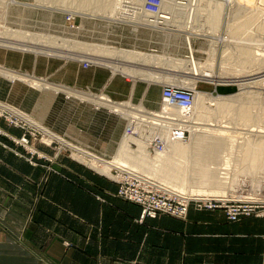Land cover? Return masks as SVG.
<instances>
[{
	"label": "crops",
	"instance_id": "1",
	"mask_svg": "<svg viewBox=\"0 0 264 264\" xmlns=\"http://www.w3.org/2000/svg\"><path fill=\"white\" fill-rule=\"evenodd\" d=\"M60 60L0 47L1 68L114 102L160 106V88L124 79L103 65ZM10 80L0 74V102L31 107L40 125L94 155L111 154L121 135L118 118L87 101H61L52 89ZM12 156L0 147V201L2 190H10L2 177L22 183L20 174L37 179L43 173ZM62 163L76 184L51 175L41 195L31 186L32 198L0 205V264H264V219L229 222L222 211L190 207L185 221L160 216L139 222L140 208L114 197V183L67 159Z\"/></svg>",
	"mask_w": 264,
	"mask_h": 264
},
{
	"label": "rangeland",
	"instance_id": "2",
	"mask_svg": "<svg viewBox=\"0 0 264 264\" xmlns=\"http://www.w3.org/2000/svg\"><path fill=\"white\" fill-rule=\"evenodd\" d=\"M138 1L139 0H121V3L129 6L139 7L138 5H136L139 4ZM201 1L196 0L197 18L195 17L196 18L195 25H196V31L199 29H201L202 31L200 32L201 35L196 36V38L192 40V46L196 50V52L194 53L195 55L194 58L196 57L195 60L197 62H200L203 65L206 62L213 61V65H214L213 68L215 69L216 72H219L221 70V67L222 70L227 71L228 68H230L231 66H235L236 62H240L244 58V55H246V51L253 53V51L259 50L258 48H261L264 51V48L262 47L264 46L263 45L264 44V5H260L259 0H201ZM115 3H117V0L116 2L115 0H0V39L2 36L1 34H3L2 38L6 39L8 37L7 35L11 31L28 32L29 34H33L32 36H38L40 38L39 39L40 41L39 40H36L34 42L28 41L29 43H33V44L39 43V46L42 47L44 46L48 49H52L60 52L67 51L70 52L71 54L72 53L76 54V55L72 54L71 58L54 57L41 53H37L38 55L47 58L61 59L60 61L73 59L72 61L82 63L83 67L85 68L89 66L101 65L97 61H95V59L101 58L100 56H102V54L100 51L102 50L104 51L105 49L111 47L116 49L137 50L142 53L153 54L154 56L153 62L150 61L144 62L140 60L129 61L121 57H114L113 60H118L121 64H123V62L124 64L126 63L125 65L123 64L122 66H126V68L130 70V72L128 74H122L117 72V74L123 77L124 79L135 80V81H140L141 83L144 84H149V86L151 85L152 89L160 88V92H159L160 106L154 110V111H158V110L160 111L161 109H163L162 108L163 103L161 100L162 87L164 85L166 86L170 84L177 85L176 83H180V85L177 86L180 87L184 86L183 83L181 84V81L183 79L182 76L183 73L181 74L182 72L180 68L181 66L178 63L180 59L182 61L183 60L187 61L189 57L188 50L185 46V33L181 31H168L166 29L163 30L162 28L164 27H161V29H159L156 27H146L144 25L141 26V24H136L134 22H130L129 20L128 21L122 20L118 18L117 11L116 9H114L116 8ZM163 6L164 5H162V12H163ZM248 11L249 13L252 11L251 13H253V16L255 15L254 16L255 19L252 17V14L251 15L247 14ZM215 12L216 14L217 13L218 14L216 15ZM256 12L258 16L255 14ZM67 15H71L74 17V22L72 23L73 27H71V25L66 22ZM246 15H249L248 18L252 17L254 20L251 18L248 20ZM178 16L179 15H177L176 16L177 18L176 17L175 18L176 20L179 19L180 21H178L177 24H175V26H179V25L182 26L185 23V18L183 17V15H181L183 19L180 18V16L178 18ZM176 28L178 29V27ZM6 30L8 32H6ZM211 30L213 31L211 32ZM34 38L37 39V37ZM247 38L249 40L252 38V40H250L251 42L247 40ZM244 39L245 41H243ZM16 40L18 43L25 42L26 44H28L26 40L25 41H19L21 39H16ZM259 42L262 44H260ZM255 45H257L258 48L255 47ZM258 45H260L261 47ZM251 46H253L252 49ZM83 47H93L96 50L91 52L89 51L86 52L82 50ZM4 48H8V47H4ZM15 50H19V49H15ZM224 50L227 51L225 52ZM238 55H241L240 56L241 58L238 57ZM93 56L95 57V59ZM105 58L107 59V57ZM236 58L238 59V61ZM83 62L84 63L86 62L85 65L83 64ZM224 62H226V65L229 64V66L227 65L228 68L224 64ZM170 64H172L173 66L175 65L178 68L174 66L176 68L175 69ZM232 68H230L228 71H231ZM8 71H12V70H8ZM12 72L15 73V71ZM18 74H23V73H18ZM150 74H153V76L156 78L155 79L152 78L153 80H149L148 82L146 81L147 78L145 76ZM41 80L46 81V79L45 80L41 79ZM23 83L30 89H39L32 85L31 86L28 85L26 82ZM57 86H62V85H57ZM186 87H188V85H186ZM252 87L254 88H250L248 89V91L258 92V95L249 99L252 101H248L247 99H245L243 103L241 102L243 107L248 106L247 108H249L250 110L249 114H252L250 122L248 124L246 123L247 125H249L250 123L252 125L254 123L253 124L254 126H252L253 129H251L252 127L250 128L248 126L250 130H254V128H256L257 125H260L261 127H263L264 125V111H263L264 90H262L260 86L259 87L252 86ZM196 90L207 93L210 95V97H216L217 95L238 96V95H243L242 92H244L240 90V88L237 85L234 84L214 85L207 82H199L196 86ZM69 91H70L69 95L65 94L64 92H59L61 93L60 94L61 101L69 98H73L78 101H84V102L87 101L94 107V109L104 111L106 114L107 113L111 114L114 117L118 118L120 121L121 135L116 140V143L113 149L111 150V154L109 156L98 155V157L111 161L112 158L118 153L122 142L125 140L124 138H128L129 135L130 137H133L135 140H138L137 142H142V143L144 142L148 145V146L146 145L147 148H146L145 156H148V161L150 160L152 162H155L156 152L160 150L159 149H155L157 151L153 150L152 147L153 144L152 142H150L152 141L151 140L152 137L149 140L148 138H146L147 136L144 135L146 134V132L144 133V131H147V129L151 131L150 126L146 125V122H149L148 120H146L144 117H143L144 119H142V117L140 119V118H136L135 116L133 117L132 115H129L127 117L122 114L112 112L104 106L98 105V103H96L95 100H99L101 98V95L97 93H92L88 91H78V90H72V91L69 90ZM155 95L152 97L156 98L157 96ZM127 102H130V104L133 105V107L130 106V108L136 109L139 105L145 107L140 103H135L131 101H124V102L115 101L114 103L122 104ZM0 103L18 110L21 114H24L25 116H29L32 120L35 121V119H33V116L30 115L31 107L27 108L26 109L27 111H24L20 108H17L16 105H13L12 103H6L2 101ZM249 105L251 106V108ZM239 108L240 106L238 104L237 106L234 107L231 106L229 108L230 110L226 113L218 112L216 114L214 113L215 115L211 113L212 115L210 116H212L211 117L212 119H210V116L209 117L207 116V112H206L203 116L204 123L205 121L211 122L210 120L212 121L216 120L215 122H217V124L221 123L222 126H225L226 123H231V124L235 123L234 125H236V128L240 129L238 131L248 133L246 135L245 134L238 135L232 139L227 136V139L229 141L227 139L226 140L229 143H231L230 141H232L233 139L235 141V138H241L242 136L251 135L249 138L256 136L255 132L254 134L249 135L250 131L247 130L244 131V129H247L248 127L247 126L246 128L243 127L245 122L243 123L242 121H240L238 117L240 110ZM3 110L0 109V147L3 149H9V152L13 155L12 157H14V159H20L21 161H23L24 163L28 164L31 167L40 168L43 170V173H41V175L37 179H34L33 177L28 176L26 174H20V177H22V183H16L10 178L2 177V180L5 182V184H8L10 187V190H2L1 193L3 194L2 195L3 197L0 201V205L4 206L5 208H7L9 203L11 201H14L16 197L32 198L33 194L31 190V186H35L41 195L45 187L47 186L48 180L51 177V175H56L57 177H60L63 180L76 184L75 180L69 177L64 172L67 170V168L65 167V164L62 163L63 159L64 160L67 159L69 162L73 164L83 166L86 169H89V171L95 173L96 175L103 177L105 180L114 183L116 185V190L113 193V196L121 200L122 198L120 197L119 190L122 184L124 183L123 181H128L129 183L135 182L133 180L134 178L132 179L131 175H129V173L127 172L121 173V171L115 169L111 171L112 177L107 174L99 172L96 168L92 167L90 163L85 162V160L88 161V158L86 156H84L86 158L85 160H81L82 154L76 149L74 148L72 149L71 147H69V145L67 146L66 142L67 143L69 142L73 146L79 147L76 144H73L69 140H67L63 135L57 134L55 132L51 134L50 129H47L45 127L48 130L47 131L45 129L39 128L37 126L38 123L36 125L31 123L29 124L28 121L23 120L12 113H9L6 110L4 111ZM148 110H152V109H148ZM149 113L152 112H148L147 116L152 117V115ZM204 117L206 118V120ZM153 132L155 133L157 132L158 134L160 133L157 130L152 129V133ZM161 135L163 136V134ZM153 141L159 143V139L157 138ZM221 143L222 141H220V145L218 143L217 146L216 145L210 146L211 149L214 146L213 150L211 149L206 150V148L202 145L200 147L201 151L200 149H198L199 152L196 151V155L194 156L193 154L191 155L192 157H194L193 159H195L196 156L195 161L196 164L198 163L196 165V175H200L205 172L204 169L208 167L207 165L208 162L216 161L217 163L211 165L210 168H212V166L213 168L215 167L214 168L215 174L218 176L219 179L222 178H223L222 180L226 179L224 180V183L228 185L227 187H225L228 195L227 201L232 202L234 204H241L240 202L242 201L257 204L259 206L256 212L264 211V164L263 162H260L261 160H263L262 158L263 155L260 156L261 160H259L258 163H256L255 165L249 164V166H247L246 163L242 164V162L240 161L245 156V155L244 156L240 155L239 153L240 149L238 150L236 147L235 148L233 147L234 150L231 148L230 150L227 151V145L225 144V141H223L222 145ZM224 144L226 145V148ZM137 147L138 145L136 144L133 145L130 144L129 148L135 152L137 150ZM82 148L83 150L91 152V154L93 152L92 150L90 151V149L88 148H84V147ZM221 148L223 151L221 150ZM203 151H205L204 152L205 155ZM208 151L212 156L209 154ZM199 153L201 155H199ZM206 154L208 155L206 156ZM191 156H188L189 158L186 157L187 163L191 162V160L189 161ZM202 157L204 160L202 159ZM225 158L231 160V164L229 166L230 168L226 166V168L224 169L225 166L222 165L221 160ZM186 161L184 164H187ZM200 162L201 164L202 162L206 163L205 166H203L204 163L203 165H200ZM190 164L189 166H191ZM168 165H166V168ZM189 166L186 168L187 170L185 169H184L185 171L183 170L184 173L186 172L188 177L193 175V172H190L191 169H189L190 168ZM169 168H173L171 167V164L168 166V169ZM222 168L224 170H222ZM148 169H151L149 165L143 166V170H145L146 172H150ZM187 172L190 175H188ZM117 173H119L120 175ZM224 173L226 176L224 175ZM220 174L221 175L223 174L224 176L222 175L221 177ZM197 178L198 176L196 177V179ZM231 181L234 182L232 183ZM253 182L256 183L258 182V184L263 183L262 186L263 188L253 187L252 186ZM230 183L235 185L230 186L229 185ZM149 188H152L153 191H155L156 193L160 194L163 197H167L166 195H169L168 193L158 188L155 187L153 188L151 186ZM219 195H216V197L213 196L214 199L222 200V195L221 194ZM171 198L173 200L169 198L170 201H177V199L179 200V198L175 196H171ZM191 200H195V199H191ZM134 205L138 206L137 204ZM138 207L140 208V218L138 221L142 222L144 219L149 218L146 216H142V208L140 206ZM190 207H193L197 211L219 210L222 211L225 215V210L221 208H217L213 210L202 208L201 210H199V208L194 204V202H191L189 204L187 209V215ZM160 216H167L179 221H185L187 218L186 216L185 219L182 220L179 218L169 216L167 214H158L155 218H150V219H156ZM250 217L264 219V216H257L252 214L249 216H242L239 218V220ZM237 221H229V222H237Z\"/></svg>",
	"mask_w": 264,
	"mask_h": 264
},
{
	"label": "bare ground",
	"instance_id": "3",
	"mask_svg": "<svg viewBox=\"0 0 264 264\" xmlns=\"http://www.w3.org/2000/svg\"><path fill=\"white\" fill-rule=\"evenodd\" d=\"M145 1L146 0H139L138 1L139 4H136L139 7H136V6H129V5L122 4L121 0H117V3H115L116 8H114V9H116V11H117L118 18L125 20V21L129 20L130 22H134L136 24H142L147 18V15H145L142 12V8H143ZM161 1H162V5H164L163 6V12H161L162 17L158 16L154 20V22L157 24L153 27H156L159 29H161V27H164V28H162L163 30L166 29L168 31H181V32L185 33V46L188 50L189 57H188L187 61L186 60L182 61L180 59L179 63L178 62L177 63L181 66L180 67L182 70L181 74L183 73L182 74L183 79L181 81V84L183 83V85L192 86L191 88H193L195 90L191 108L187 111L184 109L182 110V109H178V108L173 107V106L166 105L164 103L163 107H162L163 109L160 108L161 109L160 111L159 110L158 111L148 110L146 107H143L140 105L138 107L136 106L137 108L135 109V108H130V106L133 107V105L130 104V102L117 104V103L112 102L111 99L106 95H101V98L99 100H95V102L98 103V105H101V106L108 108L112 112H116V113L122 114V115L127 116V117L129 115H132L133 117L135 116L136 118H140V119L142 117V119L145 118L146 120H151L154 124H157V123L160 124L161 121L159 118H161V117H168L171 120L174 119L177 121L183 120L184 123H182L181 126H185L187 128L186 130L189 133L188 139L185 142H179V141H173L172 142V141H170V139L167 138L168 141L166 142V146L162 150L156 152L155 162H152L150 160L148 161V156H145L146 148L148 145L144 142L143 143L137 142L138 140H135L133 137H130L129 135H128V138H124L125 140L122 142L118 153L112 158L111 161L105 160L101 157L94 155L93 153L91 154V152H88V151L83 150L79 147L73 146L69 142L68 143L66 142V144H67V146L69 145V147H71L72 149L73 148L76 149L77 151H79L82 154V155L80 154L81 160H85L86 158L84 156H86L88 158V161L85 160V162L90 163L91 166L96 168L99 172L107 174L109 176H111V171L116 169V170L121 171V173L127 172L131 176H138L145 183L150 184V185L154 186L155 188H158V189L168 193L170 196H175L179 199L215 200L213 196L216 197V195L221 194L222 200L227 201L228 195H227L225 187H227L228 185H226V183H224V180H226V179H224V180H222L223 178L219 179L218 176L215 174V170H214L215 167L213 168V166H212L213 169L210 168L211 165H213L217 162L216 161L208 162V164H207L208 167H206L207 169L205 167L204 168L206 170L204 168H202V169H204L205 172L203 174L196 175V165L198 163L196 164V161H195L196 156H195V159H193L194 157H192L191 155L192 154H193V156L196 155V151L199 152L198 149H200V151H201L200 147L202 145L206 148V150L207 149L209 150V149H211L210 146H212V145L217 146L218 143L220 145V141H222V143H223V141H225V144L227 145V151L230 150L231 148L233 149V147L234 148L236 147L238 150L240 149L239 150L240 155H242V156L245 155L243 157V159L240 160L242 162V164L246 163L247 166H249V164L255 165L256 163L259 162V160H261L260 156H262V155H263L262 158L264 160V125H263V127H261L260 125H257L256 128H254V130H250V128L252 126H254L253 125L254 123L252 125H251V123L249 125H247V124L250 122L252 114H249L250 110H249V108H247L248 106L246 104L245 105L247 107H243V105L241 104V102L243 103V101L245 99H247L248 101H252L249 99L258 95V92L248 91V89L254 88L252 86L264 87V59H262V58H264V51L261 48H258L257 45H255V47H257L259 50H257V51L255 50V51H253V53L246 51V55H244L245 54V52H244V54H243L244 58L242 60L239 59V60H241L240 62H236V65L234 64L235 66L230 65L231 66L230 68L233 67L231 71H228L230 68H228L229 64H227L228 66L226 65V62H227V60H226V62H224V64L228 68L227 71L222 70V67H221V70L219 72H216L215 69L213 68L214 67L213 61L206 62L205 64L202 65L200 62H197L195 60L196 57L194 58V56H195L194 53L196 52V50L192 46V40L194 38H196V36L201 35L200 32L202 31L201 29L196 31V25H195L196 18H197L196 17V14H197L196 13V11H197L196 10L197 9L196 0H179V1L178 0H161ZM199 1H201V0H199ZM115 2H116V0H115ZM259 3H260V5H264V0H259ZM88 6H89V4H88ZM161 9H162V6H161ZM251 12L249 13V11H248L247 14H250V15L252 14V17L254 18L255 15L253 16V13H251ZM215 14H216V12H215ZM255 14L258 16L257 12ZM177 15H179L180 18H182L181 15H183V17L185 18V23L183 22L184 24L182 26H180V25L175 26V24H177V22L180 21L179 19L176 20ZM179 16H178V18H179ZM246 16L248 18L249 15H246ZM252 17H250V18L253 19ZM250 18H248V20ZM158 20H161V21L157 22ZM181 21H184V20H181ZM176 27H178V29ZM212 31L213 30H211V32ZM6 32H8V31L6 30ZM233 32H234V30H233ZM1 35L2 36L0 39V47L19 49V50L24 51V52L31 51V53L33 51L36 54L41 53V54L54 56V57H61V58L62 57L71 58L72 54H74V53L71 54L70 52H67V51L60 52V51L48 49L44 46L43 47L39 46V43H37V44L36 43H34V44L29 43L28 41L34 42L36 40H39L40 38L38 36H32L33 34H29L28 32H12L11 31L7 35L8 37L6 39L2 38L3 34H1ZM246 35H247V33H246ZM34 37H37V39H35ZM16 39H21L19 41H25L26 40L28 44H26L25 42L24 43H21V42L18 43ZM247 40H249V39L247 38ZM250 40H252V38ZM13 41H16V42H13ZM243 41H245V39ZM243 43H246V42H243ZM254 44H252V45H254ZM260 44H262V43H260ZM258 46H260V45H258ZM252 47L253 46H251V49H252ZM262 47L264 48V46H262ZM247 48H248V46H247ZM82 50L86 51V52L87 51L91 52V51H95L96 49L93 47H83ZM240 50H242V49H240ZM61 51H63V50H61ZM100 52L102 54V56H100L101 58L95 59V57L93 56L95 61H97L101 65L108 66L109 68H111L116 73L118 72V73H122V74H128L130 72V70L128 68H126V66H122L124 64V62H123V64H121L118 60H113L114 57H121V58H124L125 60H129V61L130 60H140V61H144V62H149V61L153 62V57H154L153 54L142 53V52H139L137 50L116 49V48H112V47L107 48L104 51L102 50ZM238 52H239V50H238ZM74 55H76V54H74ZM82 56H83V54H82ZM82 56H80V57H82ZM240 56L241 55H238V57H240ZM93 57H92V59H93ZM105 57H107V59ZM212 57H214V56H212ZM237 61H238V59H237ZM170 65H172V64H170ZM223 67H224V65H223ZM176 68H178V67H176ZM0 74L6 75L12 81L18 80V81L26 82L30 86L32 85V86L37 87V88L52 89L56 93L64 92L67 95L70 94V91L63 86H57V84L51 85L50 83L43 81L41 79L34 78V77H31V76H28L25 74H18L16 72L13 73L12 71L5 70L1 67H0ZM145 77L147 78L146 81H148V82H149V80H153L156 78L153 76V74L146 75ZM199 82H207V83L214 84V85L234 84V85H237L240 88V90H242L244 92L241 91L243 93V95H238V96H236V95H229V96L217 95L216 97H210L209 94L196 90V86ZM189 83H190V85H189ZM176 84L180 85V83H176ZM262 90H264V89H262ZM238 104L240 106L238 117H239L240 121H242L243 123L245 122L243 127H245V128H246V126L250 127V128L248 127L247 129H244V131L247 130V131L253 132V133L249 132V135L254 134V132H255L256 136L251 137V138H249L251 135L250 136H242V137L240 136L241 138H235V141L233 139L232 141H230L231 143H229L227 136L232 139L238 135H241V134L246 135L248 133L238 131L240 129L236 128V125H234L235 123H233V124L226 123L225 126H222L221 123L217 124V122H215L216 120H213V121L210 120L213 123L208 122V121H205V123H204L203 116L206 112H207L208 117L210 115H212L211 113H213V114L214 113L216 114L218 112L226 113L230 110L229 108L231 106L234 107V106H237ZM250 108H251V106H250ZM0 109L1 110L4 109V110L8 111L9 113L16 115L17 117L28 121L29 124L31 123V124L36 125L38 123V122L32 120L29 116H25L24 114H21L20 112L14 110V109H12V108L4 105V104H0ZM131 110H133V111H131ZM231 110H232V108H231ZM148 112H152V113H149L152 115V117L147 116ZM207 116H205V117H207ZM211 117L212 116H210V119H212ZM205 120H206V118H205ZM251 122H252V120H251ZM171 124H172V122H169L167 126L163 125L164 130L162 132H164V133L168 132V130L171 129L170 128ZM186 124H187V126H186ZM220 124H221V126H220ZM37 126L39 128L47 130L45 127H43L39 123L37 124ZM251 129H253V127ZM145 132H147V131H144V133ZM52 133H54V132L51 131V134ZM146 136H147V134H146ZM243 137H245V138H243ZM240 140H242V141H240ZM222 143H221V145H222ZM130 144L131 145H133V144L138 145L137 150L135 152L129 148ZM226 145H225V148H226ZM213 148H214V146H213ZM213 148L211 150H213ZM203 150H204V148H203ZM221 150H222V148H221ZM79 152H77V153H79ZM204 152L205 151H203V153ZM216 152H217V150H216ZM228 153H230V152H228ZM147 154H148V151H147ZM209 154H210V152H209ZM226 154H227V152H226ZM199 155H201V154L199 153ZM204 155H205V153H204ZM207 155L208 154H206V156ZM252 155H254V156H252ZM188 156H191V158L189 159V161L191 160V162H189V163H187V161H186V157H188ZM209 157H206V158H209ZM204 158H205V156H204ZM202 159H203V157H202ZM209 160H211V159H209ZM263 160H261L260 162H263V164H264ZM185 161L188 165L184 164ZM221 162H222V165L225 166L224 169L226 168V166L229 167L231 164V160L228 158L222 159ZM169 163L171 164V167H173V168L168 169V166L170 165ZM203 163L204 162H202V164H201V162H200V165H203ZM219 163H220V161H219ZM150 164H152V165H150ZM172 164H173V166H172ZM189 164L191 166H189ZM205 164L206 163H204L203 166H205ZM144 165H149V167L151 169H148V170L150 172H146L145 170H143ZM166 165H168L167 168H166ZM174 165H176V166H174ZM177 165H178V167H177ZM188 166L190 167L189 169H191L190 172H193V175L189 176V177L187 176L186 172L185 173L183 172L184 169L187 170L186 168ZM255 168H256V166H255ZM219 169H220V167H219ZM224 169L222 168V170H224ZM200 171H199V173H200ZM181 172H183L184 174ZM117 174H119V173H117ZM188 175H190V174L188 173ZM222 175L220 174L221 177H222ZM224 175H225V173H224ZM226 175H227V172H226ZM121 176H123V175H121ZM197 176H198V178L196 179ZM118 178H121V177H118ZM262 180H263V178H262ZM231 182L233 183L234 181H231ZM258 182H259V180H258ZM258 182L257 183L253 182L252 186L263 188L262 187L263 183L258 184ZM229 185L233 186L235 184L230 183ZM231 195H233V194H231ZM216 200H219V199H216Z\"/></svg>",
	"mask_w": 264,
	"mask_h": 264
},
{
	"label": "built area",
	"instance_id": "4",
	"mask_svg": "<svg viewBox=\"0 0 264 264\" xmlns=\"http://www.w3.org/2000/svg\"><path fill=\"white\" fill-rule=\"evenodd\" d=\"M179 1V0H178ZM161 0H146L142 12L147 15L146 20L141 24V26L146 27H153L157 23L154 20L161 15ZM163 19V18H162ZM161 19V20H162ZM158 20L157 22H160ZM66 22L73 27L74 17L71 15H67ZM86 63V62H85ZM83 62V64L85 65ZM264 89V87H260ZM195 90L191 88V86L186 87V85L180 87L177 85H164L161 90V100L162 103L176 107L178 109L189 110L192 106L193 97H194ZM161 123L154 124L151 120L146 122L148 126H150V130H147L146 138H151L152 136V129L157 130L159 133L153 134L151 138L153 150L159 149L162 150L166 146V142L168 139L170 141H179L185 142L188 139V131L185 126H181L184 121H177L171 120L168 117H161L159 118ZM169 122H172L171 129L168 130L166 133H162L163 125H168ZM187 126V124H186ZM152 133V134H151ZM146 134H144L146 136ZM166 135V136H165ZM159 139V143H156L155 139ZM168 138V139H167ZM157 151V150H155ZM135 182L123 181L124 183L120 187L119 193L122 200L137 204L142 208V216H146L149 218H155L158 214H167L169 216L185 219L187 216V209L191 202L201 210L202 208L213 210L217 208H221L225 210V215L229 221H237L242 216H249V215H257V216H264V211L256 212L258 209L257 204L249 203V202H240L241 204H234L229 201L224 200H191V199H177V201H170L171 196L166 195L167 197H163L160 194L156 193L149 188L150 186L154 188V186L145 183L140 177L138 176H131ZM129 179V178H127ZM136 184V185H134ZM173 200V199H172ZM255 203V202H254ZM253 204V205H252Z\"/></svg>",
	"mask_w": 264,
	"mask_h": 264
}]
</instances>
